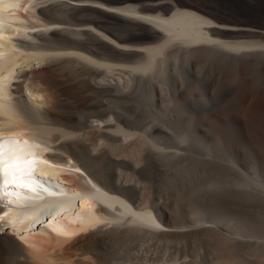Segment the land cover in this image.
Here are the masks:
<instances>
[{"label":"bare ground","instance_id":"obj_1","mask_svg":"<svg viewBox=\"0 0 264 264\" xmlns=\"http://www.w3.org/2000/svg\"><path fill=\"white\" fill-rule=\"evenodd\" d=\"M210 13L197 0H0V128L18 130L15 134L22 139L19 144L29 154L16 165L0 163L7 183L0 186V264H9L2 253L4 248L13 250L11 254L14 251L20 254L18 264H96L98 255L91 249L103 252L120 240L118 236L136 234L149 242L186 243V251L197 253L205 261L216 256L218 262L213 260L217 264H264V241L263 244L259 240L240 241L229 234L227 227L233 217L221 218L224 226L216 216L217 220H211L212 226H204L203 219L189 233L168 232L156 238L162 231L161 217L150 207H139L123 191L124 184L121 188L120 184L116 186L118 183L114 185L113 174L105 172L125 164V153L132 156L134 163H140L147 146H160L169 153L168 157H175L167 159L170 163L166 167L159 168L160 175L167 179L161 181L165 188L167 184L173 188L174 197L187 199L197 190L194 178L205 171L197 170L178 150L166 151L145 130L126 128L120 123L109 125L111 133L118 134V137L112 134L114 138L109 143L111 136L100 132L101 123L87 122L86 127L98 130L82 127L80 134L54 124L35 123L25 111L26 106L35 113L43 110L52 119L51 123L56 124L53 110L56 101L62 99L58 97L65 86L91 82L94 92L110 97L113 95L108 86H117L118 92L126 87L124 91L128 92L133 82L129 90L134 94L140 80L149 76L157 80L154 92L162 102L170 92L167 93L166 87L168 76L184 77L182 70L186 72L193 61L192 68L188 67L196 73L206 62L230 76L244 73L247 67L248 75L256 73L264 81V63L242 62L213 51L217 48L233 56L264 54V33L254 34L249 28L224 31L213 26L214 20L207 16ZM130 44H141L140 50L131 51ZM103 50L111 52L107 56L104 51L102 55L99 51ZM129 51L137 58L123 56ZM18 78L22 80L16 82ZM224 121H229V117ZM9 141L14 143L17 139ZM79 141L91 143L82 146ZM118 145L126 147L117 148ZM10 175H13L11 179ZM152 184L153 180L148 178L141 191L151 194ZM198 199L202 196L189 199L191 213L201 210L194 202ZM119 231L120 235L116 236Z\"/></svg>","mask_w":264,"mask_h":264},{"label":"rangeland","instance_id":"obj_2","mask_svg":"<svg viewBox=\"0 0 264 264\" xmlns=\"http://www.w3.org/2000/svg\"><path fill=\"white\" fill-rule=\"evenodd\" d=\"M197 1L203 3L207 10L209 9L211 11L210 15L207 16H210L214 20V27H220L224 31H231L232 29L240 31L244 28H249L254 34L260 35L264 33V0H232V2L231 0H223L224 2L222 0ZM140 13L142 14L144 12L141 11ZM130 46H132L131 51H136L140 50L139 47L141 44H130ZM215 49H213L215 54L240 59L242 62L264 63L263 52L251 55L245 54L246 56H242V54H235L233 56L234 54L229 53L230 56L221 49ZM99 52L102 55L104 53L108 56L111 51L103 50ZM134 55L130 51L125 53V55L123 54L124 57L129 59H136L137 56L135 58ZM237 55L238 58H236ZM193 64L194 61L190 65L193 66ZM190 65L188 66L192 68ZM201 65V73H196V70L192 71L187 66L188 70L186 72L184 69L182 70L184 77L182 74L169 75L166 87H168L167 93L170 92L165 96L166 98L164 97L165 99L162 102L161 97H157V94L154 92V88L157 86V80L151 79L149 76L143 77L140 80V85L138 84V87H140H137L138 91H135L136 93L134 92V94L130 93L129 90L133 82L128 86V92L127 90L124 91L126 87L121 92H118L117 86H108V89L111 90L110 92L113 95L110 97H103V95L94 92L95 90L92 88L93 83L91 82V84L85 83L83 86L79 84V86L75 87L65 86V91L59 94L61 97H58V99H62L56 101V106H54L55 109L53 110L52 117H54L53 120L56 124L51 123L50 120L52 119L47 118V114L46 112L43 113V110V112L39 111L35 113L30 106L22 108L23 110L26 108L25 111L28 112L30 119H33L35 123L54 124L56 127L63 129H74L73 131L76 130L75 132L80 134H83V130H98V128L86 127L91 121H95L96 123H94L98 125L101 123L103 127L100 129V132H105L109 137L111 136L108 139V142L110 141L109 143L113 141L114 136L118 137V134L114 135L115 133H111L109 126L111 124L120 123L126 128L139 131L143 129L155 144H160L161 147H165L166 151L178 150L180 154L185 155L184 157H187L191 161V164L193 162L192 165H195L197 170L202 171L204 169L205 172L202 171L194 180L192 179L193 183L197 186V190L195 189L187 199L181 196L174 197V190L168 184L167 188H165L163 182H167V179L160 175L159 168L166 167L170 163L167 159L171 157H168L169 153L162 151L160 146L158 148L150 145L147 146L144 151V159L140 163H134L133 158H131L132 156L125 153L126 156L123 160L126 161V165L123 163L114 170H105V172L113 174L114 185L118 183L116 186L119 187L120 184L121 188L124 184L122 187L123 191L127 195L129 194V197L135 199L139 207H150L158 218L161 217L162 231L158 233L156 238L160 237L159 234L168 232L189 233L193 230V227L195 228L193 225H196L199 221L205 220V225L198 226H212L213 223H211V220H217L218 217L219 223L224 226L221 218L227 219L228 217H233L234 219H232L231 225L227 227L231 236L241 239L240 241L251 240L254 242L259 240L257 242L263 244L264 81L261 75L258 76L256 73L248 75L249 69L247 67L245 69L243 68L246 70L244 72L245 74L241 71V74H233L231 76L225 74V76L220 72V68L218 69L216 66L208 65L206 62ZM251 70L252 68L250 72ZM21 80L22 78H18L16 82ZM59 81L62 82V78ZM197 86H200V89ZM14 87L16 86L14 85ZM67 91L70 92L68 93ZM58 104L60 107H58ZM39 117L41 120H39ZM228 117L229 121H224L228 120ZM37 120L40 122H37ZM104 138L107 140V136H104ZM79 143L82 146H88L91 141H79ZM122 146L118 145L116 147H121V149L126 147ZM101 157L102 159L104 158V156ZM174 158L172 157L171 160H174ZM132 172L136 175L132 176L130 174ZM142 177H144L143 181L145 182H142ZM148 178L153 180L152 190L154 192H150L151 194L144 193L140 189L143 183V186H145ZM116 179L120 181L116 182L118 181ZM125 182L127 185H125ZM196 195L202 196V199L194 201L195 204H198L196 206L200 207L201 210L191 213V205L188 201ZM216 204L220 205L216 207L214 206ZM237 221H240L242 225ZM244 223L248 225L246 226ZM247 227L250 230H247ZM116 233V236H118L120 231ZM252 233H255V235H252ZM106 236L109 235L106 234ZM118 238L120 240L107 246L103 252H98L94 248L91 249L98 255L95 258L97 261L96 264H185L191 262L197 263V260H199L197 264H202V261L203 264H217L214 260L218 262V257L216 258V256L210 261H205L197 253L186 251V243L183 245L182 243L175 244L173 241H167V243L163 241H160V243L150 241V244L149 241L141 239L143 236L139 234L135 236L122 235L118 236ZM9 249L4 248L2 252L4 256L6 255V262L9 264H18L21 258L20 254L16 251L11 254L13 250L11 251ZM153 252L154 255H152ZM101 253L102 255H100ZM148 255L150 256L148 257ZM182 259L183 261L181 262Z\"/></svg>","mask_w":264,"mask_h":264}]
</instances>
